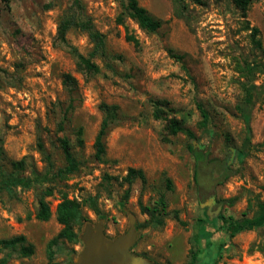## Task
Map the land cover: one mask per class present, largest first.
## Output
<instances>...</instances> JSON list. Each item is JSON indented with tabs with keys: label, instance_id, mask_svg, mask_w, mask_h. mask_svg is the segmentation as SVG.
Returning <instances> with one entry per match:
<instances>
[{
	"label": "rangeland",
	"instance_id": "obj_1",
	"mask_svg": "<svg viewBox=\"0 0 264 264\" xmlns=\"http://www.w3.org/2000/svg\"><path fill=\"white\" fill-rule=\"evenodd\" d=\"M72 1L0 0V173L11 172L12 163L24 160V175H43L47 163L39 144L56 169L63 167V137L82 162L80 171L64 182L43 180L13 197L0 191V239L24 235L34 246L30 257L9 250L0 253V259L7 257V264H74L84 246L81 240H59L54 260L47 256L49 242L62 228L55 210L61 193H66L78 200L99 197L101 214L87 208L84 213L91 223L103 220L110 238L125 233L128 214L134 215L137 241L131 252L151 264H189L195 235L196 264H264V226L232 237L222 219L252 217L255 202L264 201V54L251 37V28L257 27L264 45V0L250 6L246 19L230 1L138 0L161 22L156 33L140 29L124 14V0H81L86 15L105 36L109 56L96 59L101 73L89 79L77 71L69 48L58 38V26ZM126 26L139 39V48L126 40ZM67 39L83 54L92 51L87 34L79 29H71ZM170 49L184 56L183 63ZM65 74L77 79L80 98L62 125L70 100ZM244 83L257 95L248 155L240 151L246 128L237 110ZM151 98L167 101L171 115L195 139L179 134L164 142V123L153 119ZM103 103L119 107V120L107 136L101 162L95 158L94 143ZM197 103L211 115L206 132L199 127ZM79 128L83 146L77 143ZM190 144L206 156L199 186ZM225 163L234 175L223 182ZM131 168L142 170L146 181L135 178L128 184L125 177ZM46 186L56 188L48 198L53 216L43 222L35 215L38 193ZM198 191L206 201L215 199L211 208L206 201L201 206ZM161 195L167 203L164 225L142 227L150 218L141 206H154ZM84 225L76 230L79 239Z\"/></svg>",
	"mask_w": 264,
	"mask_h": 264
},
{
	"label": "trees",
	"instance_id": "obj_2",
	"mask_svg": "<svg viewBox=\"0 0 264 264\" xmlns=\"http://www.w3.org/2000/svg\"><path fill=\"white\" fill-rule=\"evenodd\" d=\"M216 2L230 1L241 13L244 19L248 16V11L250 6L254 2L260 0H215ZM124 14L136 22L140 29L148 33H156L161 26L160 21L154 20L148 13V11L142 7L138 0H124L123 1ZM121 22L123 20L121 19ZM79 29L85 32L92 44V51L88 54H83L76 47L68 42L67 34L73 29ZM126 40L134 45L135 48L140 47L139 39L131 33L129 28L126 26ZM252 42L256 49L264 54V45L262 40L258 38L260 30L257 27L251 28ZM58 38L65 44L75 59V65L78 72L84 75L86 78H91L93 76L99 75L101 73V67L97 63V58H107L109 56L106 52V38L100 33L90 17H88L84 11L81 0H73L69 8L68 13L64 16L58 26ZM170 55L177 61L183 63L184 56L173 53L169 50ZM250 71H252L250 69ZM250 82V81H249ZM63 85L68 91L70 100L67 108L64 112V118L62 125L65 124L68 119L67 114L71 113L75 109V102L80 98L78 81L71 74H65L63 77ZM244 91V99L237 105V110L240 114V118L244 121L246 128V137L240 150L243 154L248 155L247 150L248 145L251 142V126H250V115L255 105L256 92L251 84L244 83L241 85ZM152 117L156 121H161L164 123V142H170V137L179 134L186 135L189 139H195L194 133L187 129L182 121L176 116H172L171 113L173 109L170 107L169 103L165 100L159 98L150 99ZM101 109L104 113L103 120L101 122L99 131L95 138V158L98 161L104 162L107 154L106 140L107 136L112 129V127L117 124L119 120V107L117 105H108L103 103ZM197 109L199 111L201 120L199 121V127L208 131L209 124L211 122V115L209 111L201 104L197 103ZM77 143L79 146H83V129L79 128L77 131ZM60 148L64 157L65 164L63 167L58 169L55 168L52 157L46 154V149L43 144H39L40 151L45 156V161L47 163V170L43 175H39L36 171H32L31 176L24 175L25 161H19L12 163L13 170L11 172H1L0 173V191L6 192L9 196H16L17 191L20 189L22 191L32 189L36 184L44 181L52 182L59 181L64 182L70 177L78 173L81 169L82 162L75 156L70 140L67 137L59 139ZM189 152L193 155L195 159L194 168V181L199 186L200 185V165L205 160L202 150L200 148L196 149L193 144L188 146ZM223 172V182H226L231 176L234 175L232 168L225 163L222 167ZM135 178H140L143 182L146 181L145 174L142 170H137L131 168L125 181L131 184ZM168 187L171 188V182L168 181ZM55 188L53 186H46L38 193V210L36 212V219L39 221L47 222L52 216L53 212L51 209V204L48 200L49 197L53 196L55 193ZM206 199L198 191V202L202 204ZM99 197L89 196L85 199H71L66 193H61L60 202L58 203L55 210V218L57 222L61 225V230L59 234L52 239L47 246V256L48 260L51 262L55 258L54 246L58 244L59 240H67L74 244L81 243L79 239V233L76 231L80 229L84 223L90 220L84 213V209H90L96 215H100L101 211L99 208ZM254 212L252 217L242 216L241 218H228L222 217L223 221L227 225V233L230 236H235L236 234L246 231V230H257L264 226V201L258 199L255 202ZM144 214L149 216V220L144 223L142 227L152 226L154 228L164 225V218L167 215V203L165 195H161L158 201L152 207L141 206ZM193 247L191 249V261L189 264H196L198 256V245L199 237L194 236ZM17 250L22 257H30L34 254V246L28 244L27 238L24 235H18L10 239H0V253L3 251ZM8 258L4 257L0 259V264H7Z\"/></svg>",
	"mask_w": 264,
	"mask_h": 264
},
{
	"label": "water",
	"instance_id": "obj_3",
	"mask_svg": "<svg viewBox=\"0 0 264 264\" xmlns=\"http://www.w3.org/2000/svg\"><path fill=\"white\" fill-rule=\"evenodd\" d=\"M214 203L215 199L211 198L204 205L211 208ZM221 209L219 206L214 215L216 216ZM128 217V230L113 238L106 235L103 220L96 224L86 222L80 234L84 246L74 259V264H151L144 257L131 252L137 241L136 219L132 214H128Z\"/></svg>",
	"mask_w": 264,
	"mask_h": 264
}]
</instances>
